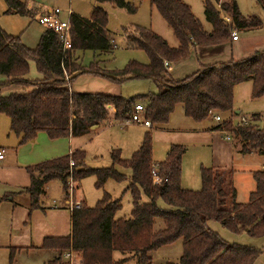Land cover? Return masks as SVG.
Listing matches in <instances>:
<instances>
[{
	"label": "trees",
	"instance_id": "obj_1",
	"mask_svg": "<svg viewBox=\"0 0 264 264\" xmlns=\"http://www.w3.org/2000/svg\"><path fill=\"white\" fill-rule=\"evenodd\" d=\"M4 14L27 15L22 0H3ZM171 29L177 40L170 47L149 30L137 29L127 34L125 45L143 50L147 64L129 61L120 71H103L95 66L83 68L74 57L76 50L105 52L112 48L105 30V3L132 10L123 0H95L88 17L69 13L70 48L63 49L58 37L42 28L37 43L30 48L18 35H10L0 27V114L9 120V131L17 144L32 141L38 131L50 139L77 137L108 119L111 107L113 121L122 123L139 102L142 114L152 125H164L175 105L180 104L184 116L201 121L215 113H231L232 88L236 83L250 81L252 97L264 95V49L253 52L237 61H219L200 67L184 78L174 80L163 63H175L184 58L191 46H211L228 41L236 30H253L261 27L256 17L240 15L233 0L215 6L203 1V14L210 24L204 31L186 4L180 0H148ZM264 9V0H256ZM220 11L227 13L225 22ZM234 28V29H233ZM28 61H32L40 78L28 80ZM74 75H71L72 73ZM83 72L101 74L113 81L117 77L132 75L152 80L156 93L137 97H122L103 93H78L69 90L68 83ZM67 76V81L65 80ZM15 84L22 90L1 94L3 84ZM251 119H259L252 115ZM109 120V119H108ZM151 126L149 128H151ZM228 134L237 143L241 154L256 152L264 155V127L232 124L219 121L212 128ZM185 148L169 145L165 158L152 162L151 140L145 133L130 158L121 160L116 151L110 154L112 162L130 169L128 190L131 194V211L127 218L115 219L119 201L103 193L93 207L81 204L70 212V234L58 238H45L42 247L59 251L70 248L80 257L81 264H123L134 259V264H152L150 253L157 248L181 240V254L177 263L166 264H251L257 256L256 249L227 244L207 226L208 220L217 221L232 231H244L251 236L264 235V169L252 172L254 189L247 201L235 200L232 170L220 167H200V189L190 190L180 186V161ZM79 149L70 154L27 166L29 185L25 188L30 198V208L38 206V198L46 182L59 180L66 194V178L79 184L88 175H94L96 187L107 179L119 181L123 176L113 167L88 169L82 164ZM69 162L72 164L69 165ZM157 165L160 181L153 183L151 167ZM143 194L147 201H140ZM167 208H159L156 200ZM156 219L161 225L156 226ZM120 258L114 262L112 254ZM45 264H63L56 257Z\"/></svg>",
	"mask_w": 264,
	"mask_h": 264
},
{
	"label": "rangeland",
	"instance_id": "obj_2",
	"mask_svg": "<svg viewBox=\"0 0 264 264\" xmlns=\"http://www.w3.org/2000/svg\"><path fill=\"white\" fill-rule=\"evenodd\" d=\"M37 2L36 0H32ZM45 7L57 8L60 12L58 17L65 18L66 10L83 13L87 16L94 3V0H38ZM132 10L112 6L110 3L102 5L106 11L105 30L109 35L112 48L105 52H97L93 50H76L74 57L83 68L95 66L99 70L108 72H117L124 68L129 61H135L139 64H147L148 56L140 49L131 48L125 45L127 34L135 33L137 29L149 30L163 39L170 47L177 46V40L171 29L161 18L157 10L149 3L148 0H123ZM188 6L194 18L198 20L202 30L209 31L210 24L206 21L203 14L204 0H180ZM230 0H219V3H227ZM237 9L243 17H256L261 21V27L251 31L236 30L237 42H231L230 34L228 44L222 47V53L213 54L226 58V61H237L247 58L253 50L264 47V9L256 0H233ZM208 2L215 6L214 0ZM4 1L0 0V19L5 18V25L13 31L22 30L20 41L22 40L26 46L32 48L36 45L38 36L42 27L26 17H17L10 15H2L4 9ZM222 17H227V13L220 11ZM67 16V15H66ZM21 24L19 27V20ZM255 35H258L255 37ZM248 37V38H246ZM255 37V38H254ZM21 41V42H22ZM190 50V49H189ZM255 52V51H254ZM193 55L188 54L173 64L171 72L172 77L184 78L191 74L197 65L193 59ZM168 72V71H167ZM121 77V78H120ZM119 81H113L110 78L96 73H81L70 80L69 86L75 89H84L87 92L99 91V93L110 95H121L122 97H137L140 95H149L156 93L157 87L155 83L146 77L120 76ZM28 80L39 78L36 69L28 70L26 73ZM11 87H20L15 84H3L1 87L2 95H7ZM252 85L250 81H242L236 83L232 88L231 110L238 111V114L231 113H215L220 115L223 120L236 124L240 116L246 118L250 124L259 128L264 127V95L252 97ZM139 103V102H137ZM174 106L169 114L165 125H152L151 128L144 127L140 123L130 122L123 125L112 119L111 107L107 112L108 119L102 121L97 129L90 130L87 133L73 137L72 147L79 149L83 153L82 164L88 169H100L113 167L115 171L123 176L122 180L114 181L107 179L100 187H96V179L94 175H88L82 178L78 187L76 183L66 178V185L71 187L67 189L71 191L72 200H82L81 204L87 207H93L103 193H108L112 198L119 201V209L115 212V219L127 218L131 211V194L126 187L129 183L131 175L130 169L123 165L112 162L110 154L116 151L121 160L130 158L132 152L137 148L145 133L149 132L151 140V157L152 160L160 162L165 158L169 145H181L185 148L180 161V186L185 189L199 190L200 178L199 168L212 167V149L211 141L215 137V133L210 131V127L215 125L217 121L209 115L201 121H193L184 116L181 112V106ZM252 115H259V119H251ZM164 126V127H163ZM71 139V138H70ZM235 143L236 140L233 139ZM17 145V139L8 129V118L4 114H0V147L7 150ZM153 162V163H154ZM249 164L251 171L260 170L259 166L263 163L264 157L257 154L248 157L245 160ZM255 167H257L255 169ZM254 169V170H253ZM243 170L236 164L233 168V187L236 190L235 200L238 203L247 201L244 191L247 187L246 176L241 175ZM70 180V181H69ZM250 185L253 187L252 178L248 177ZM58 181L52 179L47 184V193L52 195L56 191ZM253 190V188H252ZM251 191V190H250ZM61 192V189H60ZM52 197V196H51ZM140 201H147V198L140 194ZM156 205L159 208H167L162 200L157 199ZM161 225V221L156 219V226ZM206 226L216 233V235L227 244H235L240 246H248L257 250L258 254L251 264H264V235L251 236L244 231H232L222 227L215 220H208ZM62 250L61 252H63ZM181 254V240L178 239L171 244L161 246L150 253L152 264L177 263ZM120 258V254L114 252L112 260L116 262ZM43 258L32 252H12L8 249L0 248V264H42ZM115 264V263H114ZM123 264H134V259H128Z\"/></svg>",
	"mask_w": 264,
	"mask_h": 264
},
{
	"label": "crops",
	"instance_id": "obj_3",
	"mask_svg": "<svg viewBox=\"0 0 264 264\" xmlns=\"http://www.w3.org/2000/svg\"><path fill=\"white\" fill-rule=\"evenodd\" d=\"M22 1L25 3L26 0ZM36 1L37 2H33L37 4H40L38 2H41L38 0ZM95 4L96 3L94 0L92 7ZM3 12L4 10L1 12L2 15H10L17 17L21 16L25 18L27 17L28 20H32L28 14H4ZM71 12L78 14L82 17H88L90 14L89 12L87 16H83V13L81 14L67 9L66 15L67 13L69 14ZM65 18H63L62 20H64ZM18 20L20 27L21 19ZM0 27L10 35L21 36L22 34V30L13 31L11 28L5 25V18L0 19ZM257 36L258 35H255V37ZM238 40L239 37H237L235 40L231 39L230 41L237 42ZM230 41L228 40L225 43L211 46H191L189 50V57L190 55H193V59L195 60V62H197L195 70H197L200 65L217 63L219 61H226V58L220 56H213V54H216L218 52L221 54L222 47H224L225 44H228ZM263 49L264 47L257 50H253V52ZM173 64L174 63L171 64V68L168 71L170 77L174 80L181 79V77H172L171 72L173 70ZM32 69H34V64L32 61H28V70L31 71ZM75 73L77 72H74L71 75H74ZM125 76L132 75L128 74ZM0 80H4V77L1 75ZM22 88L23 87H11L7 89V92H17L22 90ZM69 90L78 93H94L87 92L86 90L80 88L75 89L74 91L73 89H71L70 86ZM96 92L99 93V91ZM180 109L182 112V108ZM232 113L238 114V111ZM219 117L220 121H223L220 115ZM214 126L215 125H213L209 129L210 131H213L215 133V137L211 141L212 161L210 164L212 167L231 169L232 172L234 166L238 164L241 170L244 171L241 175L246 176L245 179L247 180V187L244 191V195L248 198V195L252 191V188L254 189V181L252 179V187V185H250L248 181V177L252 178L253 171H251L250 165L245 163V160L255 154L263 157L264 155L258 154L256 152L241 154L238 151V147L234 144L233 138L230 136L229 140H225L223 137L224 134L212 129ZM97 127L98 126L90 128L88 131L92 129L95 130L97 129ZM72 138L73 137L67 136L50 139L43 131H38L32 141H28L23 144H17L10 150L0 147L4 149V156L0 160V248L8 249L9 251H11V253L19 252L20 250L24 252H32L44 259L42 264H45L46 262L59 256L61 263L67 264V260L62 256V253L65 250L61 252L57 249L44 248L41 246L45 238H58L70 234L71 222L70 211L67 209L68 198L66 197V194L63 191L59 180L56 179L59 184H57L55 188L56 191L52 195H49L47 193V184L49 183V181L44 184L43 192L38 198V206L35 208H30V198L25 188L29 185V174L26 167L33 166L35 164L41 163L46 160L54 159L56 157L68 155L69 152L75 150V148H73L71 144ZM16 139L18 141L17 137ZM152 162L154 161L152 160ZM256 168L257 167H255V169ZM259 168L264 169L263 163L260 164ZM78 185L79 184H76L75 187H78ZM76 200L82 203V200Z\"/></svg>",
	"mask_w": 264,
	"mask_h": 264
},
{
	"label": "built area",
	"instance_id": "obj_4",
	"mask_svg": "<svg viewBox=\"0 0 264 264\" xmlns=\"http://www.w3.org/2000/svg\"><path fill=\"white\" fill-rule=\"evenodd\" d=\"M24 11L31 17V19L39 24L42 28H46L51 30L59 39L61 42L63 49H69L70 48V22H69V14L67 13V16L64 20L60 19L58 17L59 10L57 8H51V7H45L41 4L34 3L31 0H26L24 3ZM225 22H228V19L226 17H223ZM237 38L236 32L233 30L231 32V39L235 40ZM163 67L166 71H169L171 68V64L164 62ZM65 80L67 81V76H65ZM214 120L219 122L220 117L218 115H215ZM111 120V119H110ZM130 122H136L140 123L145 127H150L151 123L148 119H146L142 114V105L140 103H135L133 106V112L130 115V117L123 121V125H127ZM247 120L245 117L240 116L238 119L239 124H246ZM225 140H229L230 136L225 133L223 135ZM71 152H69L70 154ZM4 156V149L0 148V160ZM72 163L69 162V165ZM158 167L157 165H152L151 167V178L153 183H158L160 181V177L158 175ZM69 179L72 181L71 174L68 175ZM69 180V181H70ZM71 186L66 185V192L67 189H69ZM68 200H67V209L71 212L74 209L80 208V201H74L72 200L71 191L68 192ZM63 258L67 260V264H81L80 263V257L73 252L70 248L65 250L62 253Z\"/></svg>",
	"mask_w": 264,
	"mask_h": 264
},
{
	"label": "water",
	"instance_id": "obj_5",
	"mask_svg": "<svg viewBox=\"0 0 264 264\" xmlns=\"http://www.w3.org/2000/svg\"><path fill=\"white\" fill-rule=\"evenodd\" d=\"M236 112V111H235ZM94 126H92L91 128H93Z\"/></svg>",
	"mask_w": 264,
	"mask_h": 264
}]
</instances>
